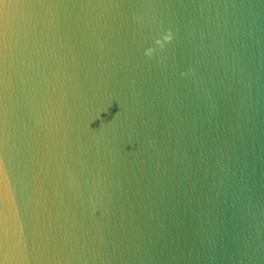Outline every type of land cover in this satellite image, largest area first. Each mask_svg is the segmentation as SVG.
<instances>
[{
	"label": "water",
	"instance_id": "water-1",
	"mask_svg": "<svg viewBox=\"0 0 264 264\" xmlns=\"http://www.w3.org/2000/svg\"><path fill=\"white\" fill-rule=\"evenodd\" d=\"M0 264H264V0H0Z\"/></svg>",
	"mask_w": 264,
	"mask_h": 264
},
{
	"label": "clouds",
	"instance_id": "clouds-1",
	"mask_svg": "<svg viewBox=\"0 0 264 264\" xmlns=\"http://www.w3.org/2000/svg\"><path fill=\"white\" fill-rule=\"evenodd\" d=\"M174 39H175V33L171 29H168L165 34H163L160 38L156 39L155 45H157L158 47L153 46L147 48L145 50V55L150 59L154 58L157 55L158 51L160 52L164 51L167 48V45L171 43ZM182 74L188 75L187 72Z\"/></svg>",
	"mask_w": 264,
	"mask_h": 264
}]
</instances>
